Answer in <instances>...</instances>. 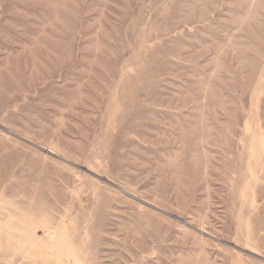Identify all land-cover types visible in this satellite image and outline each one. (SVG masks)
<instances>
[{
    "label": "rangeland",
    "instance_id": "374dc122",
    "mask_svg": "<svg viewBox=\"0 0 264 264\" xmlns=\"http://www.w3.org/2000/svg\"><path fill=\"white\" fill-rule=\"evenodd\" d=\"M0 264H264V0H0Z\"/></svg>",
    "mask_w": 264,
    "mask_h": 264
},
{
    "label": "bare ground",
    "instance_id": "6f19581e",
    "mask_svg": "<svg viewBox=\"0 0 264 264\" xmlns=\"http://www.w3.org/2000/svg\"><path fill=\"white\" fill-rule=\"evenodd\" d=\"M261 30H263V29H260V30H258V31H261ZM256 32H253V34H255Z\"/></svg>",
    "mask_w": 264,
    "mask_h": 264
}]
</instances>
